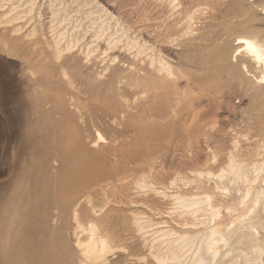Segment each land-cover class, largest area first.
<instances>
[{"label": "rangeland", "instance_id": "374dc122", "mask_svg": "<svg viewBox=\"0 0 264 264\" xmlns=\"http://www.w3.org/2000/svg\"><path fill=\"white\" fill-rule=\"evenodd\" d=\"M20 2L0 0V264H93L78 246L91 220L112 238L98 264H151L184 232L203 231L209 217L176 211L170 196L213 182H172L220 174L236 143L241 165L264 160V67L235 46L241 36L264 41V0H98L112 29L97 38L87 27L61 59L51 0H35L31 14ZM115 19L127 33L108 46ZM250 198L219 199L220 217Z\"/></svg>", "mask_w": 264, "mask_h": 264}, {"label": "bare ground", "instance_id": "6f19581e", "mask_svg": "<svg viewBox=\"0 0 264 264\" xmlns=\"http://www.w3.org/2000/svg\"><path fill=\"white\" fill-rule=\"evenodd\" d=\"M9 1L11 2V7L15 2H20V0ZM66 1L67 0H51L52 5L50 9L53 14V23L54 25H59V30L55 34L53 44V55L55 59H61L65 55V52H69L74 47H77L80 36L87 27H91L95 31V36L97 38L107 36L108 31L112 29L111 21L115 18L109 10L101 6L98 0H76L75 2H77L78 5L77 10L75 8L76 15L72 16L71 9L66 4L68 3ZM34 3L35 0H24L23 6H25V9L21 8L22 4H20V8L24 9V12H27V14H31L34 11ZM18 11L19 10H17V12ZM193 17L194 14L190 16L191 19ZM116 20L117 19H115V24L118 25V28L115 29L113 34L107 37L108 46L117 43V39L114 38V36L118 32L124 31L125 35L127 33V29L121 25L122 23ZM187 20L189 21V19ZM87 22H90L89 26H87ZM14 31L17 32L16 30ZM15 34L14 37L21 35L18 33ZM29 36H33L32 31L29 35H24L22 37L27 38ZM240 39L243 42L235 45L238 46L236 50L245 48V52H243L244 55H246L247 58H253L255 63H259L261 67H264V41H261L257 35L241 36ZM64 41L65 45L63 44L64 46H62ZM2 45L5 49L8 48L7 41H3ZM140 46L141 48L143 47V45ZM161 61L162 60H160V62ZM167 69L171 73L170 68ZM62 72L63 77L69 76L66 69ZM247 72H249L248 69ZM262 74L263 81L264 71H262ZM99 138H101V136H99ZM232 148L228 157V168L222 170L220 174L214 175L211 172H207V174L203 176V174L199 173L198 177H195L191 181L178 177V179L172 182V186L180 189L179 185L186 186L191 182L201 183L202 181L200 180L202 178H207L209 181H212L213 191L203 192L204 194H193V192L187 194L179 191L170 196L173 198L176 211L178 209L182 213L191 215L205 214L209 218L205 223L206 227H204L205 229L203 228V231L184 232L172 241L173 243H177L176 248H172V250H169L161 256L152 254L151 264H228V262L231 261H233L232 264H264V245H261L259 241L260 229H264V186L258 187L257 185V181L261 177L264 179V160L260 163L257 162L253 164L251 168H248L246 165L245 167L238 163L234 157L236 151L239 149L238 144H234ZM235 148L238 149L235 150ZM137 186L141 189L146 188L147 183L145 179L140 178V180L137 181ZM157 194L163 197L167 196L165 190ZM252 194H254L253 199L250 198L253 196ZM224 198H231L236 205L242 204L245 200L250 198L251 204H249L250 206L247 210L242 211H239L241 209L236 210L233 206H225L229 212L227 215L220 217V209L223 206L219 203L222 202L219 199ZM77 209L74 210V219L78 227L81 228L82 224L79 222V212ZM231 211H239V213L234 215ZM133 215L135 230L143 235L146 223L143 221V217L141 218L135 213H133ZM86 231L89 235V239L86 241H79L78 246L84 250L86 260L93 264H98L100 261L105 260L108 253L111 252L113 248L111 245L112 238L107 232L103 233L101 231L98 220H91ZM164 236L167 237L168 235ZM181 250L187 254L186 259L183 261L179 260L181 256L178 255ZM246 250L250 251L244 255L243 253ZM262 256L263 258H261ZM147 259L146 257V260ZM142 260H145V257H141L140 262Z\"/></svg>", "mask_w": 264, "mask_h": 264}]
</instances>
